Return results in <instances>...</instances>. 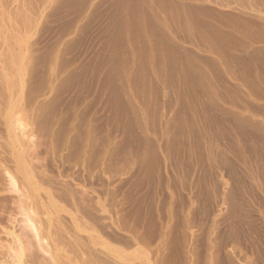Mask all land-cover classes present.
<instances>
[{"label": "rangeland", "instance_id": "374dc122", "mask_svg": "<svg viewBox=\"0 0 264 264\" xmlns=\"http://www.w3.org/2000/svg\"><path fill=\"white\" fill-rule=\"evenodd\" d=\"M0 264H264V0H0Z\"/></svg>", "mask_w": 264, "mask_h": 264}]
</instances>
